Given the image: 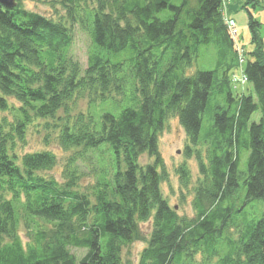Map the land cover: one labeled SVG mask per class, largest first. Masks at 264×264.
<instances>
[{
    "label": "trees",
    "instance_id": "obj_1",
    "mask_svg": "<svg viewBox=\"0 0 264 264\" xmlns=\"http://www.w3.org/2000/svg\"><path fill=\"white\" fill-rule=\"evenodd\" d=\"M24 1L0 4V264H131L122 252L137 241V264H264L260 1L244 0L249 51L228 29L230 0H33L51 15ZM199 57L210 67L194 69ZM171 117L198 166L192 217L161 189L158 136ZM31 128L68 152L59 179L42 173L54 151L19 153ZM91 155L102 165L83 186ZM176 171L186 188L190 168ZM253 201L262 209L249 215Z\"/></svg>",
    "mask_w": 264,
    "mask_h": 264
},
{
    "label": "rangeland",
    "instance_id": "obj_2",
    "mask_svg": "<svg viewBox=\"0 0 264 264\" xmlns=\"http://www.w3.org/2000/svg\"><path fill=\"white\" fill-rule=\"evenodd\" d=\"M250 7V4H248ZM24 7L27 10L38 12L46 15H51L54 11L49 6L48 3L45 2H37L33 0H25L24 1ZM239 31L238 36V43L242 44L247 51L252 49L251 43H249V40H247V43H243L242 38L240 37L241 31ZM263 35H264V28H263ZM233 40L235 38L233 37ZM263 42H264V36H263ZM73 54L75 57L85 65L86 58H87V48L89 45V40L86 38V35L79 30L76 31L74 42H73ZM210 56H208L209 59ZM194 69L197 68H207L210 67L209 64L205 62L203 58H198L195 65L193 66ZM249 85L248 83L246 84ZM84 107V104H82ZM259 113L256 112L252 115V119H257ZM209 124L208 121V115L205 114L203 116V128L202 131L207 129ZM44 133L39 131L38 133L34 132V130L28 129L26 134V145L23 148H19V153L23 152H34L39 151L43 149H49L54 151V153L57 155V163L53 167L52 170L48 172H42L45 175L53 174L56 178H60V172L62 170V164L67 157L68 152L62 151L56 143L55 136L50 137L47 143L43 141ZM185 133L183 131V128L179 124L177 118H169L167 125L163 128V130L160 132L158 136V147L160 151V155L162 157V160L164 161V165L166 167V171L168 173L167 179H165L161 184V189L165 195V197L168 198L169 203L174 206L176 211L180 215H185L187 217H192L194 215L193 207H192V185L194 180L197 178L198 174V166L197 162L194 159L193 156L187 157L184 154V144H185ZM95 155H91L90 158H88L85 162L82 163V169L84 168L85 171L92 170V175L88 177H83L84 180L82 181V185L88 184L90 181L93 182V173H95L99 167L102 165L100 161H97V159L94 157ZM246 155H243V161L241 162L240 159V166H244L245 164ZM139 161L142 165L148 163L151 161L150 157L144 153L139 158ZM185 162L188 167L190 168V174H191V180L189 181V184L186 188H183V185L180 182L179 174L176 171V168L181 163ZM182 192L185 193V197L182 198ZM250 205H252L250 207ZM250 205H248V214L251 215L252 213L259 214L262 206L260 202L253 201ZM250 217V216H249ZM141 229L143 230V233L145 235H148L150 232V223L144 222L140 225ZM21 237L23 240H25L24 234L21 233ZM145 245L142 241H137L131 244L129 247L125 248L122 252L123 258L128 259L131 264H137L139 259V252L142 249V247ZM72 253L75 255L77 259H80L82 255L84 254L83 249H71Z\"/></svg>",
    "mask_w": 264,
    "mask_h": 264
},
{
    "label": "crops",
    "instance_id": "obj_3",
    "mask_svg": "<svg viewBox=\"0 0 264 264\" xmlns=\"http://www.w3.org/2000/svg\"><path fill=\"white\" fill-rule=\"evenodd\" d=\"M259 5H255L251 12L253 15L261 22L262 29L261 34L263 35L264 28V0H259ZM245 1L244 0H230L226 4L225 14L230 18L234 19L237 29L241 31L240 37L243 40V43H247V40L250 41V35L247 28V15L246 10L244 8ZM239 34V31H238ZM240 44V43H239ZM242 45V44H240ZM243 46V45H242ZM244 47V46H243ZM245 48V47H244Z\"/></svg>",
    "mask_w": 264,
    "mask_h": 264
},
{
    "label": "built area",
    "instance_id": "obj_4",
    "mask_svg": "<svg viewBox=\"0 0 264 264\" xmlns=\"http://www.w3.org/2000/svg\"><path fill=\"white\" fill-rule=\"evenodd\" d=\"M226 20H227V25H228V29H229V31H230V33H231V35H232V37H236V35H237V30H236V24H235V21L234 20H232L231 18H226ZM236 40V39H235ZM234 40V41H235ZM245 79L244 78H242L241 79V81L243 82Z\"/></svg>",
    "mask_w": 264,
    "mask_h": 264
},
{
    "label": "water",
    "instance_id": "obj_5",
    "mask_svg": "<svg viewBox=\"0 0 264 264\" xmlns=\"http://www.w3.org/2000/svg\"><path fill=\"white\" fill-rule=\"evenodd\" d=\"M0 4L7 9H11L15 6V0H0Z\"/></svg>",
    "mask_w": 264,
    "mask_h": 264
}]
</instances>
